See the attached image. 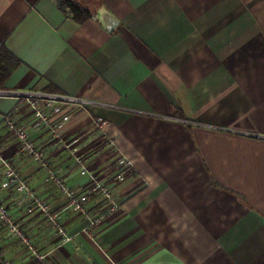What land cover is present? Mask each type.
I'll use <instances>...</instances> for the list:
<instances>
[{"label":"crops","instance_id":"crops-1","mask_svg":"<svg viewBox=\"0 0 264 264\" xmlns=\"http://www.w3.org/2000/svg\"><path fill=\"white\" fill-rule=\"evenodd\" d=\"M74 1L91 14L82 23L59 0H0V52L18 62L0 82V157L26 186L0 188V204L35 250L0 222L1 258L264 264V0ZM102 7L118 22L111 32L94 18ZM14 91L84 101L51 117L63 121L60 140L79 141L66 149L45 130L33 134L31 112L1 95ZM16 107L18 124L36 150L50 153L47 166L69 188L83 178L76 148L81 166L97 165L96 179L111 193L127 198L138 190L113 222L90 233L40 165L21 153L3 127ZM115 150L128 162L114 158ZM117 166L121 172H113Z\"/></svg>","mask_w":264,"mask_h":264},{"label":"built area","instance_id":"built-area-1","mask_svg":"<svg viewBox=\"0 0 264 264\" xmlns=\"http://www.w3.org/2000/svg\"><path fill=\"white\" fill-rule=\"evenodd\" d=\"M1 95L14 98L17 102L23 104L28 112H31L33 118L30 122V130L33 134L45 130L49 132L51 138L57 139L59 140V142H63L62 146L66 149H69L72 145L76 144L79 141L80 138H75L68 143H66V141L60 140L59 132L63 127V121L58 120L56 122H52L51 117L56 116L66 108H81L86 105L84 101L55 93L14 91L3 92L1 93ZM17 111L18 108L16 107L10 114L3 118V127L5 128L7 133L11 134L12 137L17 140V143L22 152H28L34 161H36L41 167L46 168L47 162L44 157L43 151L36 150L34 143L30 139V133L26 129L25 125L18 124L17 119L14 117V114ZM98 121L100 122L101 120ZM104 124L105 123L103 122L102 125ZM1 151L2 149L0 148V154ZM71 152L74 155V161L76 165H81L82 160L77 155L79 150L74 148L71 149ZM0 163L3 166V171L0 175V188L2 190L15 188V190L18 192L26 190V186L22 181L18 171L13 166L3 161L1 157ZM49 172L50 173L48 176V180L53 183L58 193L70 202L71 207L85 218V220L87 221L88 231L90 233L96 231L100 226H102L103 220L109 215L113 216L118 209L117 202L111 197L109 190L105 187L100 186L99 184H96L94 190L98 191L109 202V208L104 211L102 213V216H100L99 218H90L88 211L82 207L85 203L86 195H88L90 192L83 191L78 195L74 190L69 188L62 181L60 176L54 174V172ZM85 174L86 171L82 169L80 171V176H84ZM40 207L44 208L41 205ZM0 222H2L5 227H7V229L13 236L20 239L23 245H25V247L33 255L35 254V250L31 245V241L19 232V230L11 221L7 209L2 204H0ZM58 234L62 236L63 242L69 241L64 236V233L61 229H58ZM0 264L11 263L8 260L1 258L0 256ZM44 264L48 263L44 262Z\"/></svg>","mask_w":264,"mask_h":264},{"label":"rangeland","instance_id":"rangeland-1","mask_svg":"<svg viewBox=\"0 0 264 264\" xmlns=\"http://www.w3.org/2000/svg\"><path fill=\"white\" fill-rule=\"evenodd\" d=\"M97 141L98 140L92 142V151H91L92 155L90 156L91 162H95L97 160V158H99V151L97 150L98 149V146H97L98 144H96ZM108 146L110 147V145H108ZM21 153L22 154L23 153L26 154V156H25L26 158L28 157V158L32 159L31 155L28 152H22L21 151ZM43 153H44V157L46 159V162L50 161L49 160L50 159V153L48 151H45ZM81 153H82V151L79 150L77 155L82 160V158H81L82 154ZM119 153H121V152H119L118 150L117 151L115 150V151L111 152V154L113 155L114 158L115 157H120V158H118L119 159L118 161H121L122 163L128 162V161L124 160L123 156H121L122 154L124 155V153H121V155ZM122 159H123V161H122ZM127 166H129V165H127ZM81 167H83L84 168L83 170L86 171V174L84 176H80L79 175V172L82 170V169L80 170ZM36 168L37 167H32L31 170L35 171V170H37ZM41 168H42L41 171L40 170L39 171L42 174H44V176H49V173H50L49 171L54 172V174H57L60 177L62 175L61 171L58 168H57V170H58L57 171L56 168H53V166L52 167H48L47 166L46 168H43V167H41ZM80 168L76 169V171L78 172V175L80 177H83V178L81 179V183L78 186V188L72 189V190H74L78 195L81 194L83 191L90 192L88 195H86L85 203L83 204L82 207L85 208L88 211L90 218H92V219L99 218L100 216H102V213L109 208V202L98 191L94 190V187H95L96 184H99L100 186L105 187L107 189H108V187L104 186L103 184L98 183L96 177L98 175H100V172H99V169H98L99 167L97 165H92L91 164L88 167L87 166L84 167L83 165L82 166L80 165ZM112 169H113V172H117L118 173V172H121V170L123 168H119L117 166L116 168L112 167ZM127 174L131 175L130 177L133 178V179L137 177L136 171L132 167L129 169ZM109 192H110V190H109ZM137 193H138V190L134 189V190H132L129 193V196L127 198H124V197L122 198V197L116 196V195H114V193L110 192L111 197L117 202L118 209L116 210V212H118L121 209L122 205H124V203L128 202L131 199V197L136 195ZM116 212H115V214H116ZM115 214L113 216H111V215L107 216V218H105L103 220L102 226L110 224L111 222H113V220H114V218L116 216ZM102 226H100V227H102Z\"/></svg>","mask_w":264,"mask_h":264},{"label":"trees","instance_id":"trees-1","mask_svg":"<svg viewBox=\"0 0 264 264\" xmlns=\"http://www.w3.org/2000/svg\"><path fill=\"white\" fill-rule=\"evenodd\" d=\"M59 7L69 10L74 21L82 23L90 18L91 14L74 0H59ZM18 62L13 60L5 52H0V82L5 80L10 73L16 68Z\"/></svg>","mask_w":264,"mask_h":264},{"label":"water","instance_id":"water-1","mask_svg":"<svg viewBox=\"0 0 264 264\" xmlns=\"http://www.w3.org/2000/svg\"><path fill=\"white\" fill-rule=\"evenodd\" d=\"M94 18H96L101 26L108 32H111L118 23L117 20L103 7L94 13Z\"/></svg>","mask_w":264,"mask_h":264}]
</instances>
